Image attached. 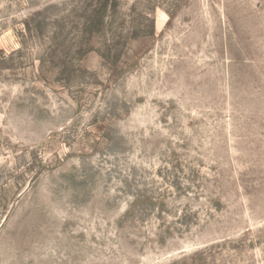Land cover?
<instances>
[{
	"label": "rangeland",
	"instance_id": "rangeland-1",
	"mask_svg": "<svg viewBox=\"0 0 264 264\" xmlns=\"http://www.w3.org/2000/svg\"><path fill=\"white\" fill-rule=\"evenodd\" d=\"M0 264H264V0H0Z\"/></svg>",
	"mask_w": 264,
	"mask_h": 264
}]
</instances>
